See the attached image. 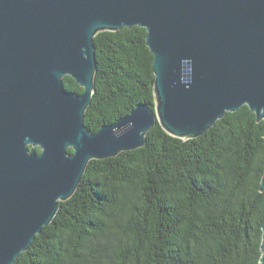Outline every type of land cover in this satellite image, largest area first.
<instances>
[{"label":"water","instance_id":"obj_1","mask_svg":"<svg viewBox=\"0 0 264 264\" xmlns=\"http://www.w3.org/2000/svg\"><path fill=\"white\" fill-rule=\"evenodd\" d=\"M133 26L153 56L155 109L90 132L93 37ZM243 105L264 120V0H0V264L29 248L90 160L142 147L157 121L195 138ZM260 249L264 264V224Z\"/></svg>","mask_w":264,"mask_h":264},{"label":"trees","instance_id":"obj_2","mask_svg":"<svg viewBox=\"0 0 264 264\" xmlns=\"http://www.w3.org/2000/svg\"><path fill=\"white\" fill-rule=\"evenodd\" d=\"M145 33L133 26L94 35L90 132L139 103L155 109ZM63 83L83 90L70 76ZM263 133L264 120L247 105L185 140L157 121L142 147L90 160L76 191L13 264H259Z\"/></svg>","mask_w":264,"mask_h":264}]
</instances>
